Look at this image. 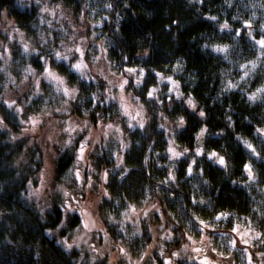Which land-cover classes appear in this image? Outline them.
<instances>
[{"label": "clouds", "instance_id": "clouds-1", "mask_svg": "<svg viewBox=\"0 0 264 264\" xmlns=\"http://www.w3.org/2000/svg\"><path fill=\"white\" fill-rule=\"evenodd\" d=\"M0 264H264V0H0Z\"/></svg>", "mask_w": 264, "mask_h": 264}]
</instances>
